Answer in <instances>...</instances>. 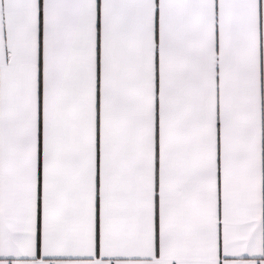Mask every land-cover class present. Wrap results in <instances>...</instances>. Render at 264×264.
<instances>
[{
  "label": "snow or ice",
  "instance_id": "snow-or-ice-1",
  "mask_svg": "<svg viewBox=\"0 0 264 264\" xmlns=\"http://www.w3.org/2000/svg\"><path fill=\"white\" fill-rule=\"evenodd\" d=\"M0 264H264V0H0Z\"/></svg>",
  "mask_w": 264,
  "mask_h": 264
}]
</instances>
